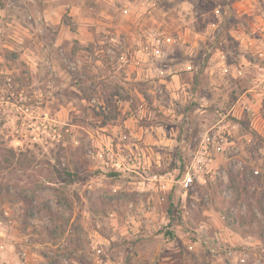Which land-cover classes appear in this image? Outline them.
Masks as SVG:
<instances>
[{
	"label": "rangeland",
	"instance_id": "1",
	"mask_svg": "<svg viewBox=\"0 0 264 264\" xmlns=\"http://www.w3.org/2000/svg\"><path fill=\"white\" fill-rule=\"evenodd\" d=\"M263 188L264 0H0V264H264Z\"/></svg>",
	"mask_w": 264,
	"mask_h": 264
},
{
	"label": "trees",
	"instance_id": "2",
	"mask_svg": "<svg viewBox=\"0 0 264 264\" xmlns=\"http://www.w3.org/2000/svg\"><path fill=\"white\" fill-rule=\"evenodd\" d=\"M239 197H244L243 203L248 212L246 215L236 217L228 211L225 215L227 225L231 229L241 232L244 235H247L252 230L254 231V236L264 241V188L261 191L255 189L253 192L246 190L245 194L242 196L239 195ZM167 214L170 219H174L172 210H168Z\"/></svg>",
	"mask_w": 264,
	"mask_h": 264
},
{
	"label": "built area",
	"instance_id": "3",
	"mask_svg": "<svg viewBox=\"0 0 264 264\" xmlns=\"http://www.w3.org/2000/svg\"><path fill=\"white\" fill-rule=\"evenodd\" d=\"M248 37V35H246Z\"/></svg>",
	"mask_w": 264,
	"mask_h": 264
}]
</instances>
